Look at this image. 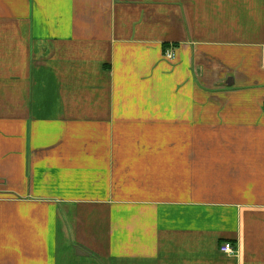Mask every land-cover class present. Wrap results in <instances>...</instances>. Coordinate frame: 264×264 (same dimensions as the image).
Segmentation results:
<instances>
[{"label":"crops","instance_id":"1","mask_svg":"<svg viewBox=\"0 0 264 264\" xmlns=\"http://www.w3.org/2000/svg\"><path fill=\"white\" fill-rule=\"evenodd\" d=\"M263 49L264 0H0V264H264Z\"/></svg>","mask_w":264,"mask_h":264},{"label":"built area","instance_id":"2","mask_svg":"<svg viewBox=\"0 0 264 264\" xmlns=\"http://www.w3.org/2000/svg\"><path fill=\"white\" fill-rule=\"evenodd\" d=\"M164 57L165 59L167 60H172L173 57H174V53L172 50H167L165 51L164 53ZM261 67L264 69V49L262 51V57H261ZM263 113H264V108H263ZM219 251L225 255H234L235 254V249L234 247L230 244V243H225V244H222L220 247H219Z\"/></svg>","mask_w":264,"mask_h":264}]
</instances>
